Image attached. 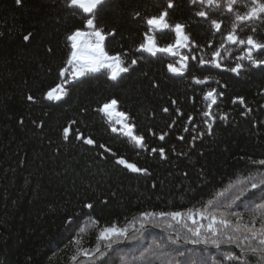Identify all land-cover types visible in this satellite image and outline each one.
<instances>
[{"label":"trees","instance_id":"1","mask_svg":"<svg viewBox=\"0 0 264 264\" xmlns=\"http://www.w3.org/2000/svg\"><path fill=\"white\" fill-rule=\"evenodd\" d=\"M169 2L106 0L98 6L96 26L115 33L106 35L105 51L121 54L129 70L116 80L106 71L86 74L66 82L62 99L48 100L46 93L64 80L67 37L86 30L92 14L67 0H0V264H264L242 255L227 241L239 234L219 223L251 226L255 219L259 227L264 216V165L254 163L264 159V65L240 60L247 45L224 39L249 0L233 12L226 0L219 8L190 0H171L168 8ZM165 11L166 22L183 25L189 37L180 74L168 65L179 67L181 57L138 50L146 34L159 48L176 43L172 27L149 31L147 19ZM212 20L221 23L220 31ZM236 23L239 38L264 43V19ZM217 50L220 67L200 64ZM253 56L264 60V50ZM236 63L244 65L239 74L229 70ZM213 89L215 103L205 99ZM112 99L143 137L142 146L114 132L99 111ZM88 138L95 143H85ZM121 158L146 171H131L117 163ZM205 208L216 216V235L208 229L210 218L196 214L195 224L188 218L190 210ZM177 211L184 214L178 220L159 215ZM113 226L123 234L99 238ZM197 228L199 237L189 231ZM230 255L242 258L230 261Z\"/></svg>","mask_w":264,"mask_h":264},{"label":"snow or ice","instance_id":"2","mask_svg":"<svg viewBox=\"0 0 264 264\" xmlns=\"http://www.w3.org/2000/svg\"><path fill=\"white\" fill-rule=\"evenodd\" d=\"M106 0H67V5L69 7H77L81 9L84 13L92 14V18L86 19V31L77 29L74 32H72L68 37L67 40L71 42V51L69 54V57L66 61L68 67L63 68L60 72L61 76H66V74L71 71V75L73 78H79L89 73H95L99 72L102 69H107L109 73V77L112 80H116L121 73L127 72L129 69L128 67H124V61L121 58V54L116 55H109L108 52L105 51L104 47V41L106 39V35H114L115 33H108L105 34L104 30L102 28H98L95 23V10L98 9V6H102ZM207 3L209 6H214L216 8H219L221 6L220 0H190V3ZM17 4L21 3V0H16ZM240 3V0H226L225 7L227 8L228 12H233L234 7ZM173 4L170 2L168 3V8H172ZM247 8V11H245L243 14H240L237 12L235 14V20L233 23L232 30L227 34L224 39H226L228 42L232 44H240V45H247L246 48V54L239 57L240 60H247L251 63V65L255 67H260L264 65V60L257 59L253 56L254 51H260L264 50V43L259 42L256 40L253 36L249 35L246 39H241L236 34V28L237 23H244L246 21H252V20H258V19H264V0H249V3L245 5ZM137 15H139L137 13ZM168 15L167 11L162 13L159 16H154L147 19V24L150 26L149 31L154 30H160V29H168L172 26H170L166 22V16ZM200 17H206L208 14L205 11H199L197 13ZM211 26L216 29L217 31H220L221 29V23L217 22L216 20L211 21ZM172 30L175 32L176 35V46L178 47H186L187 42L189 41V37L184 32V26L181 24H176L174 27H172ZM255 31V29H253ZM30 39V34L24 36V40L28 41ZM223 47V45H221ZM151 53L152 55H155L157 51L159 52H167L172 55H176L177 53L173 51V46H169L167 48H158L155 44L154 39L151 36H148L146 34L145 37V43H142L140 45V49ZM221 55L220 51L217 50L213 53V59L210 61H205L202 58L200 59V64L203 65L205 63L213 64L215 67H220V63L218 62V59ZM193 59H196L195 56L192 57ZM188 57H182L180 66L177 67L174 64L168 65V71L176 74H180L183 72V70L187 67V64L183 61H187ZM131 64H136V60H132ZM244 67L241 63H236L235 67H231L229 70L233 73L239 74L241 69ZM196 83H203L201 80H196ZM66 94V90L63 88L62 85H57L56 88L51 89L46 93V99L48 100H60L63 95ZM220 95H223V93H220ZM29 101H33L34 97L29 95L27 97ZM206 100H211L212 103H215V90L209 91L205 95ZM240 103H243V98H238ZM235 102V101H234ZM118 104V101L115 99H112L111 101L105 103L102 105V107L99 109V111L105 113L109 118L112 116H119V117H125L124 113H117L115 112L116 105ZM165 112L168 111L167 108L164 109ZM209 113H205V115H208ZM120 123L121 121H117ZM134 126L129 125L127 123H122V129L124 135L128 136L133 140L137 145H143V137L137 136L133 134ZM114 132L117 131L116 128L112 129ZM69 129H64V137L65 139L68 138ZM80 136H77V139H80ZM161 140L164 139V136L162 135L160 137ZM85 143L92 145L95 143V141L91 138H88L84 140ZM101 147H104L101 145ZM153 152L157 151L156 149H152ZM161 155H163L164 150L161 148L160 150ZM117 163L124 165L126 168L130 169L133 172H141L146 171L142 170L138 167H136L132 163H128L123 158L119 159ZM254 163H258L260 165H264V159L259 160L258 162L254 161ZM261 183H264V181H261ZM251 187L255 189L257 187L256 183H252ZM223 195V194H221ZM212 201L208 202V205H212ZM85 207L91 209L93 207L92 204H86ZM261 207H264L262 205ZM200 215L202 218H210L211 222L208 225L209 231L213 233V235L217 234V230L214 228L216 221V216L213 213H208L207 208H205L203 211L197 210L196 213H193L191 210L187 213L188 218L192 219L193 224L196 223V221L193 219L194 215ZM144 215H150L148 213H145ZM161 217L164 216H170L173 220H178V218H182L184 216L183 213L177 211V212H170V213H159ZM219 223L223 225L225 228H232L233 233L239 234V235H229L227 237V241L229 243L235 242L236 246L240 248L241 254H251L252 256L259 257V260L261 262H264V216H262L260 220L259 227H256L255 219L253 223L250 225L237 223L235 226L232 225L231 221L227 219L221 218L219 220ZM189 231H192L194 236L199 237L200 236V229L197 228L195 230L189 229ZM123 229H117L116 227H106L102 229L99 233V238L102 240L110 239L113 236H118L123 234ZM256 241V244H253L252 242ZM200 241H193V243H197ZM205 243L208 242L207 238L204 240ZM243 242H247V245L245 246ZM79 243V241H77ZM212 244H215L219 246V241L213 239L211 240ZM99 251V249H97ZM242 255H230L227 257V259L240 261L242 258ZM246 264V262H245Z\"/></svg>","mask_w":264,"mask_h":264},{"label":"rangeland","instance_id":"3","mask_svg":"<svg viewBox=\"0 0 264 264\" xmlns=\"http://www.w3.org/2000/svg\"><path fill=\"white\" fill-rule=\"evenodd\" d=\"M79 9V8H78ZM81 10V9H80ZM82 11V10H81ZM87 14V13H86ZM87 30V29H86ZM85 30V31H86ZM162 30H165V29H160V30H157V31H162ZM153 38V37H152ZM154 39V38H153ZM189 42V41H188ZM188 42H187V46L186 47H178V46H176V43L173 45V51L174 52H176L177 54L176 55H174V56H179V57H183L182 55H181V53H182V51H183V49H186L187 47H188ZM159 48V47H158ZM167 48V47H166ZM147 52V51H146ZM149 53V52H148ZM156 53H159V51H157ZM165 53H167V52H165ZM151 54V53H150ZM168 54H170V53H168ZM170 55H172V54H170ZM184 63H188V59H187V61H183ZM180 66V65H179ZM67 67H68V65H67ZM185 70V69H184ZM183 70V71H184ZM101 71H106L107 73H108V70L107 69H102ZM100 72V71H99ZM95 73H98V72H95ZM183 73V72H182ZM90 74V73H89ZM123 73H121L120 74V76L122 75ZM85 76V75H84ZM119 76V77H120ZM83 77V76H82ZM118 77V78H119ZM63 78H64V80H63V83L61 84L62 86H63V88L65 89V86H66V82H69V81H73V80H77V79H79V78H81V77H79V78H73V76L71 75V71H69L67 74H66V76H63ZM62 98H63V96H62ZM61 98V99H62ZM115 112H117V113H121V112H119L118 111V109H117V105H116V108H115ZM126 117V116H125ZM110 120L113 122V124L115 125V127H116V129L118 130V131H120V132H123V131H121V129H122V123H127L128 124V122H127V119H125L124 117H119V116H112L111 118H110ZM121 121L120 123H118L117 121ZM130 125V124H129ZM132 131H133V129H132ZM133 134H134V131H133ZM135 135V134H134Z\"/></svg>","mask_w":264,"mask_h":264}]
</instances>
